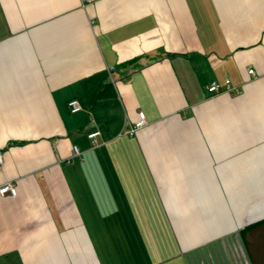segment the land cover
Listing matches in <instances>:
<instances>
[{
  "label": "crops",
  "instance_id": "0c3cea01",
  "mask_svg": "<svg viewBox=\"0 0 264 264\" xmlns=\"http://www.w3.org/2000/svg\"><path fill=\"white\" fill-rule=\"evenodd\" d=\"M0 151V264H247L264 0H0Z\"/></svg>",
  "mask_w": 264,
  "mask_h": 264
},
{
  "label": "built area",
  "instance_id": "2783aa9c",
  "mask_svg": "<svg viewBox=\"0 0 264 264\" xmlns=\"http://www.w3.org/2000/svg\"><path fill=\"white\" fill-rule=\"evenodd\" d=\"M248 74H252V69L247 70ZM206 90L209 93H216L220 90L224 92H238L239 89L236 86L230 84V80L228 78H224L221 82L211 80L206 84ZM66 107L70 113H75L81 109V106L77 99L70 98L66 101ZM146 124L144 114L141 111L137 112L136 120L132 123V125L127 129L126 133L128 135H132L137 129L143 127ZM99 135V130L92 129L88 130L85 133L86 138L89 140L91 146H95L97 143V136ZM71 157L76 159H80V151L77 149L75 145L71 147ZM2 163V153L0 151V164ZM0 195H15V187L10 182H4L0 184Z\"/></svg>",
  "mask_w": 264,
  "mask_h": 264
},
{
  "label": "rangeland",
  "instance_id": "374dc122",
  "mask_svg": "<svg viewBox=\"0 0 264 264\" xmlns=\"http://www.w3.org/2000/svg\"><path fill=\"white\" fill-rule=\"evenodd\" d=\"M255 238V252L253 253L251 257V262L253 259L252 264H264V224L261 225L260 228H257L256 236ZM248 258L250 259L249 255ZM248 259V261H250Z\"/></svg>",
  "mask_w": 264,
  "mask_h": 264
},
{
  "label": "trees",
  "instance_id": "16d2710c",
  "mask_svg": "<svg viewBox=\"0 0 264 264\" xmlns=\"http://www.w3.org/2000/svg\"><path fill=\"white\" fill-rule=\"evenodd\" d=\"M264 224V219L254 223V224H250L248 226H246V229H248V232H247V241H246V249H247V252H248V255L250 257V261L247 263V264H252L253 263V259H252V262H251V257L253 255V253L255 252V249H256V245H255V236H256V232H257V228H260L261 225ZM256 246V247H255Z\"/></svg>",
  "mask_w": 264,
  "mask_h": 264
}]
</instances>
